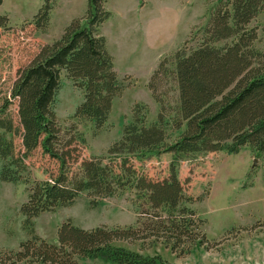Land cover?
<instances>
[{"label": "trees", "instance_id": "1", "mask_svg": "<svg viewBox=\"0 0 264 264\" xmlns=\"http://www.w3.org/2000/svg\"><path fill=\"white\" fill-rule=\"evenodd\" d=\"M106 2L88 0L84 16L73 19L60 38L42 45L16 70L10 98L0 104V179L29 183L25 158L37 149L58 164L49 179L35 180L29 187L21 212L31 237L17 251L0 250L1 264H83L85 258L166 264L160 255L146 256L119 243L141 242L144 248L162 243L178 256L195 248L211 249L202 230L205 221L191 207L196 199L185 193L178 177L179 160L202 152L236 153L244 146L264 153V51L255 47L258 33L251 26L264 12V0H215L207 23L165 57L150 78L149 90L159 104L156 120L148 123V107L136 103L121 139L108 150L110 162L83 159L81 172L70 176L69 166L78 162L85 139L75 123L65 132L53 109L62 72L84 91L73 118L91 122L96 130L105 125L114 99L126 88L100 34L111 15ZM53 4L45 0L34 16L36 29L47 28ZM8 25L9 17L0 13V30ZM13 99L17 121L10 112ZM169 129L179 133L173 141L168 140ZM14 136L21 138L23 151H16ZM161 153H172L174 160L169 176L160 180L139 172L131 162L132 156ZM125 189L135 191L133 225L83 229L68 219L58 229L57 244L34 232V218L73 205L84 191L110 197Z\"/></svg>", "mask_w": 264, "mask_h": 264}, {"label": "rangeland", "instance_id": "2", "mask_svg": "<svg viewBox=\"0 0 264 264\" xmlns=\"http://www.w3.org/2000/svg\"><path fill=\"white\" fill-rule=\"evenodd\" d=\"M45 0H3L0 13L9 17L7 29L0 30V104L10 98L16 70L25 65L44 44L60 38L70 22L86 14L88 0H53L50 22L42 31L33 24L34 16ZM138 3V4H137ZM215 0H107L110 17L101 25L108 51L114 56L115 70L126 88L114 99L105 125L96 130L89 121L73 118L84 100V91L75 86L65 71L53 109L62 129L67 132L77 124L85 143L81 145L78 162H71L70 176L81 172L83 159L104 158L123 135L124 126L132 119L136 103L148 107L147 122H154L159 104L152 97L148 84L160 62L172 56L203 27ZM120 23L124 27L120 28ZM257 29L254 45L264 51V12L251 23ZM16 100L10 112L16 116ZM168 140L179 133L168 130ZM12 137L11 135H9ZM16 151H23L21 138L13 137ZM172 153L132 156L136 169L152 179L169 176ZM256 160V162H255ZM28 165L29 183L4 182L0 179V250L17 251L31 237L24 226L22 204L28 199L33 181L47 180L56 173L58 164L43 154L32 152ZM2 162L0 161V168ZM178 177L185 193L195 200L191 207L205 221L202 230L212 243L211 249L195 248L178 256L162 243L143 247L141 242L119 243L146 256L160 255L166 264H264V153L255 154L244 146L236 153L226 150L202 152L185 156L177 165ZM135 191L125 189L110 197L80 193L74 204L34 218V232L48 243H58V229L70 219L74 226L91 229L102 225L130 226L136 223ZM95 201V204L93 202ZM83 264H113L103 259L85 258ZM1 264V263H0Z\"/></svg>", "mask_w": 264, "mask_h": 264}, {"label": "crops", "instance_id": "3", "mask_svg": "<svg viewBox=\"0 0 264 264\" xmlns=\"http://www.w3.org/2000/svg\"><path fill=\"white\" fill-rule=\"evenodd\" d=\"M138 4V3H137ZM120 28L124 27L123 23H120L119 25ZM101 30V29H100ZM114 57V56H113Z\"/></svg>", "mask_w": 264, "mask_h": 264}, {"label": "water", "instance_id": "4", "mask_svg": "<svg viewBox=\"0 0 264 264\" xmlns=\"http://www.w3.org/2000/svg\"><path fill=\"white\" fill-rule=\"evenodd\" d=\"M255 162H256V160H255Z\"/></svg>", "mask_w": 264, "mask_h": 264}]
</instances>
